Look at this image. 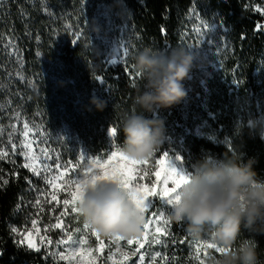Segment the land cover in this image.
<instances>
[{"label":"trees","instance_id":"1","mask_svg":"<svg viewBox=\"0 0 264 264\" xmlns=\"http://www.w3.org/2000/svg\"><path fill=\"white\" fill-rule=\"evenodd\" d=\"M32 1L0 0V100L11 82H17L8 76V60L4 56L14 50L20 56V76L16 78L25 79L29 85L26 96L30 100L31 117H55L59 127L66 125L74 132L89 155H104L113 149L108 130L117 127L118 135L113 141L119 147L124 139L123 121L129 114L142 111L135 106L134 98L138 86L142 90L143 81L139 76L133 82L128 74L129 69L133 75L136 73L131 64L133 56L145 47L165 53L176 49L181 39L180 28L196 1L201 0H101L113 10L121 9L125 13L124 19L119 15L114 17L116 29L127 37L124 47L128 53L123 58L120 52L108 58L86 46L82 34L63 43L51 40V17L35 10ZM57 1L69 12L82 4V0ZM241 3L242 0L201 1L208 7L209 16L218 15L234 38L245 48L255 49L256 63L250 72L253 73L259 65L258 58L264 56V28H257L264 25V20L244 9ZM114 59L116 64L109 63ZM93 97L106 102L102 111L90 103ZM222 113L214 110V116L206 115L214 126L215 138L196 133L192 116L182 101L145 115L164 121L166 140L160 149L178 148L187 171L191 172L193 165L205 158L222 159L229 148L239 146L241 161L254 159L253 169L264 180V139L256 133L250 134L247 127L237 134L233 112ZM4 179L8 184H3ZM39 188L40 182L22 165L6 159L0 161V264H53L41 253L18 245L10 231L29 222L28 206ZM249 239L259 242L258 252L264 261V235L242 230L237 244Z\"/></svg>","mask_w":264,"mask_h":264},{"label":"rangeland","instance_id":"2","mask_svg":"<svg viewBox=\"0 0 264 264\" xmlns=\"http://www.w3.org/2000/svg\"><path fill=\"white\" fill-rule=\"evenodd\" d=\"M202 1V0H201ZM201 1H196V4L189 11L186 17V22L179 30L181 35L180 42L177 48H184L196 54L199 67H194L190 74V79L184 82V87L187 90V97L182 100L188 115L192 116V121L195 124L196 133L207 135L215 138L216 133L214 126L208 122L206 115L214 116L213 111L218 113L230 114L233 112V119L236 124L240 121H246L250 116L256 117L264 115V56H260L259 65L253 73L251 68L255 62V49H247L233 37L228 27L223 25L222 20L218 15L209 16L208 7L201 4ZM244 9L249 10L252 14H257L264 20V12H257L255 9L260 7L264 9V0H242L241 3ZM32 5L38 12L41 10L51 17V27H53V41L63 43L71 39L72 36L82 34V42L94 50L106 54V57L113 58L119 52L124 57L125 39L127 38L118 32L114 23V17L119 15V18L124 19L125 13L122 10H113L109 5L101 0H86L85 5L82 3L79 8L74 11H67L63 4L57 0H33ZM191 9V10H192ZM197 14L199 18H197ZM206 22L210 27L205 30L201 22ZM200 28V31H195ZM206 41H211L207 43ZM238 47V48H237ZM8 60V76H12L17 82H11L8 89L2 95L0 100V149L9 151V156L5 158L13 162L14 165H22L24 163L23 156L19 155V143L23 139L21 133L23 131V123H29L33 128L34 139L38 142L35 145L36 154L43 159V151H47L53 160H49V164H53L54 158L59 155L60 162L65 163L72 160L74 163L79 160L80 153L83 152L85 157H93L88 154L74 132L66 125L59 127L55 122V117L41 116L32 118L28 113L30 108V100L27 98L29 90L28 83L23 78H16L20 69V56L17 51H9L6 55ZM132 68L134 63L132 62ZM5 68H7L5 66ZM135 69V68H134ZM29 86V85H28ZM222 111V112H221ZM223 114V113H222ZM55 116V115H54ZM36 133H42L35 135ZM109 133V130H108ZM111 145L113 146L114 138L110 137ZM14 142L18 146L16 153L11 152L10 144ZM169 142L166 144L168 145ZM178 148L166 146L163 149L156 151V156L150 159L148 168H152L155 164V159H158L160 151L168 150L170 155L179 154ZM114 150V149H112ZM107 154V153H106ZM106 154L99 155L106 158ZM162 154V153H161ZM160 154V155H161ZM180 155V154H179ZM216 159H210L209 162ZM219 160V159H218ZM183 167H185L183 162ZM186 169V168H185ZM187 170V169H186ZM32 174V173H31ZM33 175V174H32ZM35 177V176H34ZM40 182V188L36 191L34 200L28 206V223L19 232L15 234L17 240L20 239V232H25L31 227V219L38 220V227L41 229V235H46L53 240V245L48 249L42 247L41 254L44 258L53 262L50 256H47L48 251L63 250L64 246L56 247L55 242L62 238L61 230L54 229L47 234L44 232L46 224L55 222V215L58 214L50 211L54 205L44 204V212H39L38 208L33 207L35 199L39 192L47 191L44 181L40 177H35ZM154 180L155 177H150ZM145 182H150L146 180ZM43 200L44 197H41ZM154 200V210L163 212L167 217L171 211V206L162 203L158 198ZM83 221L76 220L73 217L65 218L66 227L69 230H74L75 227L82 228ZM169 230L172 235L163 238L165 244L146 246V264H150V256L155 251H161L169 260L167 264H199L194 259L195 247L198 242L203 239L210 240L208 232L210 228H206L199 241H194L187 236L184 225L170 223ZM80 233L74 232V238L79 239ZM37 242L39 240L36 237ZM106 243L107 238L104 237ZM175 239L177 242L173 243ZM184 239L186 243H179ZM92 247H95V238H90ZM126 245V242H121ZM114 250V245L112 246ZM134 247V246H131ZM125 250H129L125 247ZM107 249L101 256L97 264H105L107 257ZM208 255L201 252V259L205 260V264L209 256L220 257L223 254L216 253L214 250H207ZM119 258V257H117ZM136 257H133L129 264H134ZM158 264H163L160 258H157ZM66 264V262H59ZM111 264V262H107Z\"/></svg>","mask_w":264,"mask_h":264},{"label":"clouds","instance_id":"3","mask_svg":"<svg viewBox=\"0 0 264 264\" xmlns=\"http://www.w3.org/2000/svg\"><path fill=\"white\" fill-rule=\"evenodd\" d=\"M134 68L143 81L134 104L141 112L129 114L123 121L120 150L130 159L151 158L166 140L162 119L145 113L170 108L187 97L184 82L190 79L198 58L192 51L176 48L160 52L145 47L133 56ZM102 111L106 102L93 97L90 101ZM247 127L264 139V115L240 121L237 134ZM239 146L225 152L222 159L208 158L192 167L191 178L177 192L179 199L167 215L170 223L184 225L187 236L199 241L206 228L210 241L223 249L222 256H209L206 264H264L258 252L259 242L243 240L241 231L264 235V180L253 169L254 159L241 161ZM80 219L108 236L140 238L146 223L144 213L115 181L103 180L90 185L78 204Z\"/></svg>","mask_w":264,"mask_h":264},{"label":"snow or ice","instance_id":"4","mask_svg":"<svg viewBox=\"0 0 264 264\" xmlns=\"http://www.w3.org/2000/svg\"><path fill=\"white\" fill-rule=\"evenodd\" d=\"M85 5L86 0H82ZM257 12H264V9L257 7ZM194 11V9L190 10ZM197 18H199L197 14ZM203 29H209L206 22H201ZM257 28H264V25H257ZM195 31L199 32L200 28ZM210 43L211 41H206ZM121 47H124L123 45ZM128 49L124 47V55H127ZM39 55V53H38ZM109 63L116 64L117 60ZM134 67V66H133ZM133 82L139 77V74L133 75L131 69L128 73ZM99 79V77H97ZM42 133H36L40 135ZM109 136L115 138L118 135L117 127L113 126L109 129ZM23 139L19 143V155L23 156L24 163L22 167L27 169L35 177L43 179L47 191H40L35 199L33 207L38 208L39 212H44V204L54 205L50 209L55 215V222L46 224L44 232L47 234L54 229L61 230L63 236L58 239L56 247L64 246L63 250L48 251L47 256L53 260V264L66 262V264H97L98 259L104 255L107 249L106 262L111 264H129L133 257H136L134 264H146V246L163 245V238L172 235L169 230L170 221L163 212L154 210V200L158 198L162 203L172 205L179 199L176 195L180 187L191 178V172L183 167V158L179 154L170 155L168 150L162 152L152 168H148L150 159L156 156L153 153L151 158L144 160H133L127 157L118 146L113 144V149L106 154L105 157L96 156L86 158L81 152L79 160L75 163L68 160L65 163L60 162V156L54 158L53 164H49V160L53 157L45 150L43 151V159L36 154L35 145L38 143L34 139L33 128L29 123H23V131L21 133ZM11 152L16 153L18 146L11 142ZM9 156V151L0 149V161ZM150 177H155L154 180ZM109 180L115 181L127 191L129 198L144 213L146 223L143 226V234L140 238L125 239L122 236H108L107 243L105 236L99 231L91 227L90 224L83 222L82 228L75 227L69 230L65 224V218L73 217L80 220L78 204L82 199L83 192L90 185L94 186L97 182ZM149 180L150 182H145ZM3 184H8V180L4 179ZM41 197H44L42 200ZM38 220L31 219V227L25 232H20V239L17 240L18 245H25L27 250L41 253L42 247L48 249L53 245V240L46 235H41V229L38 227ZM10 231L13 234L19 232L17 227H12ZM74 232L80 233L79 239L74 238ZM36 237L39 238L38 242ZM95 238V247L91 246L90 238ZM121 242H126L122 244ZM173 243L177 241L172 240ZM179 243H186L181 239ZM114 250H113V247ZM129 250H125V247ZM134 246V247H131ZM214 250L216 253L224 254L229 249H223L213 244L208 239L200 240L195 247L194 259L199 264H205V260L201 259V252L205 256L208 255L207 250ZM119 257V258H117ZM47 258V257H46ZM157 258L163 264H167L169 258L162 254L161 251H155L150 256V264H158Z\"/></svg>","mask_w":264,"mask_h":264},{"label":"water","instance_id":"5","mask_svg":"<svg viewBox=\"0 0 264 264\" xmlns=\"http://www.w3.org/2000/svg\"><path fill=\"white\" fill-rule=\"evenodd\" d=\"M222 2H225V0H221Z\"/></svg>","mask_w":264,"mask_h":264}]
</instances>
